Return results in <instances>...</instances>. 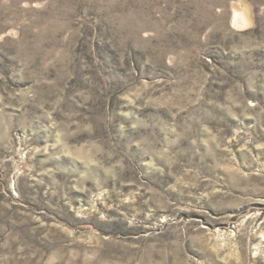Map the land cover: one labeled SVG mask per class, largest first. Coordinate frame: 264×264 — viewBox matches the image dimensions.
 I'll return each instance as SVG.
<instances>
[{"label": "rangeland", "instance_id": "374dc122", "mask_svg": "<svg viewBox=\"0 0 264 264\" xmlns=\"http://www.w3.org/2000/svg\"><path fill=\"white\" fill-rule=\"evenodd\" d=\"M0 264H264V0H0Z\"/></svg>", "mask_w": 264, "mask_h": 264}]
</instances>
